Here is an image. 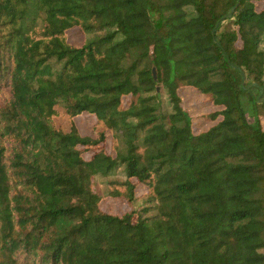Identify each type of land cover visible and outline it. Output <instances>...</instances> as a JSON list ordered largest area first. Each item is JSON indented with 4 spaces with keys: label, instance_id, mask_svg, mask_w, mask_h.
<instances>
[{
    "label": "trees",
    "instance_id": "obj_1",
    "mask_svg": "<svg viewBox=\"0 0 264 264\" xmlns=\"http://www.w3.org/2000/svg\"><path fill=\"white\" fill-rule=\"evenodd\" d=\"M260 1L0 0V264H264Z\"/></svg>",
    "mask_w": 264,
    "mask_h": 264
},
{
    "label": "rangeland",
    "instance_id": "obj_2",
    "mask_svg": "<svg viewBox=\"0 0 264 264\" xmlns=\"http://www.w3.org/2000/svg\"><path fill=\"white\" fill-rule=\"evenodd\" d=\"M259 7L260 8L264 7V0H262V2L261 1L259 2ZM75 32L76 30L74 31V33ZM75 35H76L75 39L77 38V40H80V38H82V36L78 35L77 32L75 33ZM181 95L183 97V105L194 116L195 118L194 120L197 124V128L201 130V129H204L210 126L212 122H208L204 120L202 117L204 113L213 110V108L205 101V97L199 94L197 91H194L192 89H183L181 91ZM76 120L82 132H85V133L91 132V129H92L91 127L95 121L93 114L85 113L77 117ZM262 122L264 123V116L262 117ZM99 182H100L99 188L102 190L103 184L101 183V181ZM103 208L111 212L112 211L117 212L118 204L106 202L103 205Z\"/></svg>",
    "mask_w": 264,
    "mask_h": 264
}]
</instances>
